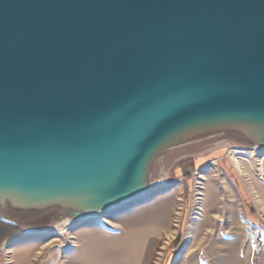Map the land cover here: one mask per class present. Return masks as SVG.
<instances>
[{
  "label": "water",
  "instance_id": "1",
  "mask_svg": "<svg viewBox=\"0 0 264 264\" xmlns=\"http://www.w3.org/2000/svg\"><path fill=\"white\" fill-rule=\"evenodd\" d=\"M232 122L264 145V0H0L2 209L86 221Z\"/></svg>",
  "mask_w": 264,
  "mask_h": 264
},
{
  "label": "rangeland",
  "instance_id": "2",
  "mask_svg": "<svg viewBox=\"0 0 264 264\" xmlns=\"http://www.w3.org/2000/svg\"><path fill=\"white\" fill-rule=\"evenodd\" d=\"M261 140L232 122L168 150L141 200L83 222L60 212L50 236L1 223L0 264H264Z\"/></svg>",
  "mask_w": 264,
  "mask_h": 264
},
{
  "label": "crops",
  "instance_id": "3",
  "mask_svg": "<svg viewBox=\"0 0 264 264\" xmlns=\"http://www.w3.org/2000/svg\"><path fill=\"white\" fill-rule=\"evenodd\" d=\"M178 148H181V146H179ZM166 157L167 155L165 156L164 154L161 158L156 159L150 168L151 171L153 172L155 167H157L160 162L162 163V160ZM57 203L59 205L50 204V206L46 205L41 208L33 207L31 209H17L13 208L9 204H7L4 209H2L0 206V224L23 225V223L27 222L30 223L27 224L30 226L24 228H26V230L28 231L38 232L40 230H46L49 228L51 219L57 217L58 213H63V210L67 209V206L70 202L66 200H60Z\"/></svg>",
  "mask_w": 264,
  "mask_h": 264
},
{
  "label": "bare ground",
  "instance_id": "4",
  "mask_svg": "<svg viewBox=\"0 0 264 264\" xmlns=\"http://www.w3.org/2000/svg\"><path fill=\"white\" fill-rule=\"evenodd\" d=\"M174 163V162H173ZM153 191V190H152ZM150 193V192H149ZM144 195H146V194H139V195H137V196H134L132 199H130V200H134V199H137V200H141L143 197H144ZM113 209V208H112ZM111 209V210H112ZM91 218H93V217H90V218H88V219H91ZM78 224V223H77ZM37 234V233H36ZM35 235V234H34ZM38 235L39 236H50L49 234H48V232L46 233V232H42V233H38ZM38 235H37V237H38Z\"/></svg>",
  "mask_w": 264,
  "mask_h": 264
},
{
  "label": "trees",
  "instance_id": "5",
  "mask_svg": "<svg viewBox=\"0 0 264 264\" xmlns=\"http://www.w3.org/2000/svg\"><path fill=\"white\" fill-rule=\"evenodd\" d=\"M18 234H19V232H16V233H15V235H18Z\"/></svg>",
  "mask_w": 264,
  "mask_h": 264
}]
</instances>
